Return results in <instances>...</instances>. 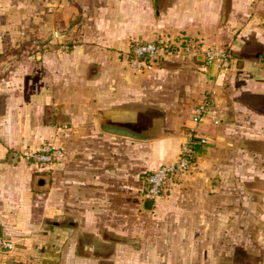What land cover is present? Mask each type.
<instances>
[{
	"label": "crops",
	"instance_id": "0c3cea01",
	"mask_svg": "<svg viewBox=\"0 0 264 264\" xmlns=\"http://www.w3.org/2000/svg\"><path fill=\"white\" fill-rule=\"evenodd\" d=\"M180 37L227 67H129ZM192 132L193 168L145 211ZM46 144L62 157L38 168ZM0 264H264V0H0Z\"/></svg>",
	"mask_w": 264,
	"mask_h": 264
},
{
	"label": "built area",
	"instance_id": "2783aa9c",
	"mask_svg": "<svg viewBox=\"0 0 264 264\" xmlns=\"http://www.w3.org/2000/svg\"><path fill=\"white\" fill-rule=\"evenodd\" d=\"M198 56H202L206 64L215 67L218 71L224 70L230 60V55L225 49L212 47L201 49L193 41L180 37L177 41L158 39L151 42H136L128 53V65L140 71L143 66L154 59L158 61L171 57L196 59ZM211 112V103L204 100L194 110L193 124L199 125ZM215 123L217 124L218 121L215 120ZM205 144H207L205 138L198 137L194 132L190 133L182 143L177 159L172 164L160 165L145 176L142 198L152 202L160 198L169 183L177 182L191 171L194 164L195 147ZM61 157L62 151L59 148L46 144L29 155V160L36 167L44 168L54 165Z\"/></svg>",
	"mask_w": 264,
	"mask_h": 264
},
{
	"label": "water",
	"instance_id": "95a60500",
	"mask_svg": "<svg viewBox=\"0 0 264 264\" xmlns=\"http://www.w3.org/2000/svg\"><path fill=\"white\" fill-rule=\"evenodd\" d=\"M151 63L152 64H157L158 63V60L157 59H154V60L151 61ZM152 206H153V202L152 201H145L143 203V209L145 211L151 210Z\"/></svg>",
	"mask_w": 264,
	"mask_h": 264
},
{
	"label": "trees",
	"instance_id": "16d2710c",
	"mask_svg": "<svg viewBox=\"0 0 264 264\" xmlns=\"http://www.w3.org/2000/svg\"><path fill=\"white\" fill-rule=\"evenodd\" d=\"M199 152H200V149H199V147H198V146H196V147H195V155H194V160H195V158L198 156Z\"/></svg>",
	"mask_w": 264,
	"mask_h": 264
}]
</instances>
